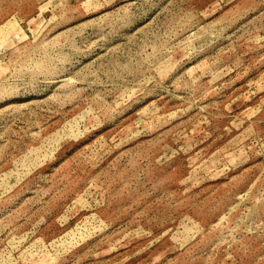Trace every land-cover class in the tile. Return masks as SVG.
I'll list each match as a JSON object with an SVG mask.
<instances>
[{"label":"rangeland","instance_id":"rangeland-1","mask_svg":"<svg viewBox=\"0 0 264 264\" xmlns=\"http://www.w3.org/2000/svg\"><path fill=\"white\" fill-rule=\"evenodd\" d=\"M0 264H264V0H0Z\"/></svg>","mask_w":264,"mask_h":264}]
</instances>
